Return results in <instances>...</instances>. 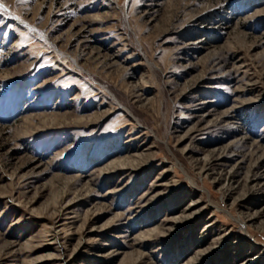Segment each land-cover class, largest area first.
<instances>
[{
    "label": "rangeland",
    "instance_id": "rangeland-1",
    "mask_svg": "<svg viewBox=\"0 0 264 264\" xmlns=\"http://www.w3.org/2000/svg\"><path fill=\"white\" fill-rule=\"evenodd\" d=\"M0 264H264V0H0Z\"/></svg>",
    "mask_w": 264,
    "mask_h": 264
},
{
    "label": "bare ground",
    "instance_id": "bare-ground-1",
    "mask_svg": "<svg viewBox=\"0 0 264 264\" xmlns=\"http://www.w3.org/2000/svg\"><path fill=\"white\" fill-rule=\"evenodd\" d=\"M123 165V164H122ZM251 179V178H250Z\"/></svg>",
    "mask_w": 264,
    "mask_h": 264
}]
</instances>
